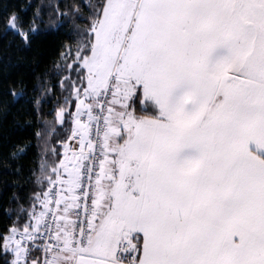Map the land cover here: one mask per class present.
I'll return each instance as SVG.
<instances>
[{
    "label": "snow or ice",
    "instance_id": "6c2138e0",
    "mask_svg": "<svg viewBox=\"0 0 264 264\" xmlns=\"http://www.w3.org/2000/svg\"><path fill=\"white\" fill-rule=\"evenodd\" d=\"M89 8L0 264H264V0ZM0 23L31 44L35 17Z\"/></svg>",
    "mask_w": 264,
    "mask_h": 264
},
{
    "label": "trees",
    "instance_id": "16d2710c",
    "mask_svg": "<svg viewBox=\"0 0 264 264\" xmlns=\"http://www.w3.org/2000/svg\"><path fill=\"white\" fill-rule=\"evenodd\" d=\"M95 2L0 0V16L14 10L26 26L36 18L30 45L18 35L5 32L0 23V231L8 229L29 209L44 158L43 141L36 133L51 140L54 109L57 99H63L56 65L66 45L82 39L77 32L82 31L89 5ZM21 84L27 97L24 104L16 103L12 96L13 89L19 90ZM53 89L55 96L51 94ZM57 135L59 138L63 132ZM24 145L25 151L13 156Z\"/></svg>",
    "mask_w": 264,
    "mask_h": 264
}]
</instances>
